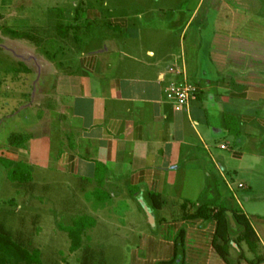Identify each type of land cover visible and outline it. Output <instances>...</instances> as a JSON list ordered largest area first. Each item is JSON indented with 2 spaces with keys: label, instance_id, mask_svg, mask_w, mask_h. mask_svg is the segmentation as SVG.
Segmentation results:
<instances>
[{
  "label": "crops",
  "instance_id": "1",
  "mask_svg": "<svg viewBox=\"0 0 264 264\" xmlns=\"http://www.w3.org/2000/svg\"><path fill=\"white\" fill-rule=\"evenodd\" d=\"M70 2L55 23L75 53L73 74L59 81L62 126L37 142L43 159L26 164L28 182L97 185L107 208L93 212L84 242L112 214L135 233L119 243L134 248L130 264H264V213L250 206L264 190L238 182L248 213L231 193L232 176L264 175V0ZM183 78L197 95L176 111L165 89ZM213 200L246 219L248 241L233 224L228 242L219 239ZM131 213L136 224L125 228Z\"/></svg>",
  "mask_w": 264,
  "mask_h": 264
},
{
  "label": "rangeland",
  "instance_id": "2",
  "mask_svg": "<svg viewBox=\"0 0 264 264\" xmlns=\"http://www.w3.org/2000/svg\"><path fill=\"white\" fill-rule=\"evenodd\" d=\"M70 4V0H0V160L38 164L43 158L36 154L37 142L51 140L61 130L65 92L59 81L73 74L75 53L68 34L60 36L55 23L59 12ZM15 19L31 23L32 27H14L11 20ZM12 29L27 34L34 51L23 47H28L24 40L10 39L8 31ZM10 136L22 143L10 146ZM7 174L8 169L0 162V230L27 250H38L41 264H130L134 248H123L119 243L122 237L131 239V234H135L128 232L132 230L128 225L136 224L134 213L124 218V227L128 228L125 230L120 218L112 214L109 218L101 216L90 239L84 242L86 231L98 218L93 212L107 208V201L95 193L97 185L67 184L53 176L42 184L12 182ZM232 179L231 193L238 195L248 213L247 196L237 188L238 182L256 181L262 191L264 175L251 170ZM108 202L110 209L116 207L119 213L127 206L112 199ZM131 204L132 209L135 204ZM250 206L258 214L264 213V200L250 202ZM110 209L102 214L111 213ZM79 219H83L78 239L81 245L72 250L76 236L70 229L76 227ZM147 219L144 215L143 222ZM151 231L157 234L156 230Z\"/></svg>",
  "mask_w": 264,
  "mask_h": 264
},
{
  "label": "trees",
  "instance_id": "3",
  "mask_svg": "<svg viewBox=\"0 0 264 264\" xmlns=\"http://www.w3.org/2000/svg\"><path fill=\"white\" fill-rule=\"evenodd\" d=\"M56 28L60 30V35H62L61 32V25L58 22L56 24ZM11 36L15 39H26L31 40V38L27 34H21L14 30L8 31ZM13 136L9 137V145L10 146H17L21 144L22 142L18 140V142L12 140ZM0 162L3 164V166L8 169V179L12 182L19 181V182H28L30 180V168L24 163H14L10 160L1 159ZM153 200H156V197L154 195L151 196ZM210 205H213L214 207H217L220 209L219 215H218V222L220 225V232H219V239L228 242V234L233 232L232 224L235 225V228L237 229V234H239V240H246L248 241L249 237L253 235L248 222L246 219L239 215V211L230 207L225 206L223 203H219L218 200H213L212 202L208 203ZM229 211V212H228ZM230 213L231 217L227 214ZM83 219H79L76 222V227L74 229H70V231L73 233L74 236H76L75 244H71L72 250H76L79 248V233L81 231L80 222H82ZM232 223H231V222ZM179 244L181 245V241L176 246L179 247ZM216 249L220 252V254L223 255V252L220 249L219 244H216ZM0 264H41V258H40V252L38 250L29 251L23 246H21L19 243L13 240L11 235L8 233L0 230Z\"/></svg>",
  "mask_w": 264,
  "mask_h": 264
},
{
  "label": "built area",
  "instance_id": "4",
  "mask_svg": "<svg viewBox=\"0 0 264 264\" xmlns=\"http://www.w3.org/2000/svg\"><path fill=\"white\" fill-rule=\"evenodd\" d=\"M196 95L197 87L189 83L186 78L170 82L165 89V96L173 104L176 111L187 110L190 103L196 99ZM221 148L225 149L226 146L222 145ZM240 187L242 186L240 185Z\"/></svg>",
  "mask_w": 264,
  "mask_h": 264
}]
</instances>
